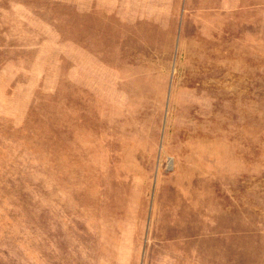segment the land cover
Masks as SVG:
<instances>
[{
	"label": "rangeland",
	"instance_id": "1",
	"mask_svg": "<svg viewBox=\"0 0 264 264\" xmlns=\"http://www.w3.org/2000/svg\"><path fill=\"white\" fill-rule=\"evenodd\" d=\"M0 264H264V0H0Z\"/></svg>",
	"mask_w": 264,
	"mask_h": 264
}]
</instances>
